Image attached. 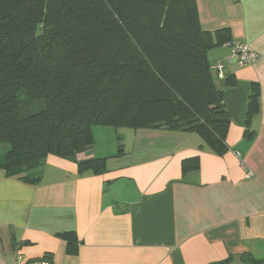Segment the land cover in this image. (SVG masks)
<instances>
[{"label":"crops","instance_id":"0c3cea01","mask_svg":"<svg viewBox=\"0 0 264 264\" xmlns=\"http://www.w3.org/2000/svg\"><path fill=\"white\" fill-rule=\"evenodd\" d=\"M195 2L204 30L230 34L207 53L210 65L226 64L223 79L211 73L230 120L229 150L218 156L193 132L93 127V145L105 143L79 159H105L101 174L79 175L75 163L55 156L45 159L37 185L0 169V264L46 253L53 264H242L244 253L264 256V0ZM235 42L255 51L256 62L239 66ZM192 157L199 168L181 175ZM65 233L75 234V256L66 254ZM20 242L27 244L14 249Z\"/></svg>","mask_w":264,"mask_h":264},{"label":"trees","instance_id":"16d2710c","mask_svg":"<svg viewBox=\"0 0 264 264\" xmlns=\"http://www.w3.org/2000/svg\"><path fill=\"white\" fill-rule=\"evenodd\" d=\"M229 41L227 29L201 27L195 0H0V169L37 185L55 156L101 174L105 159H79L93 127L193 132L224 155L230 120L207 53ZM198 168V157L184 159L181 175ZM60 237L75 256V234Z\"/></svg>","mask_w":264,"mask_h":264},{"label":"built area","instance_id":"2783aa9c","mask_svg":"<svg viewBox=\"0 0 264 264\" xmlns=\"http://www.w3.org/2000/svg\"><path fill=\"white\" fill-rule=\"evenodd\" d=\"M232 57L235 59L239 66H249L256 62L258 55L253 51L247 44L235 42L231 44ZM224 61H217L216 63L210 65V70L216 72L219 79L224 78L223 70L225 68ZM239 156V155H238ZM245 177L249 179L252 176V173L249 169L244 166Z\"/></svg>","mask_w":264,"mask_h":264},{"label":"rangeland","instance_id":"374dc122","mask_svg":"<svg viewBox=\"0 0 264 264\" xmlns=\"http://www.w3.org/2000/svg\"><path fill=\"white\" fill-rule=\"evenodd\" d=\"M105 129H108V131H112V133H114V128H105ZM125 131V130H124ZM126 131H131V130H126ZM120 135H121V132H120ZM111 137V136H110ZM97 145H96V143H95V145H93V147H100V144L99 143H101V142H104L105 143V141H104V139L102 138H100L99 140L97 139ZM126 141H127V137H126ZM118 143V146L119 145H121L122 146V149L124 148V144H122L120 141H117ZM117 144H116V149L115 150H118V147H117ZM7 147L5 146V147H0V154L1 153H3V151L6 149ZM126 148H128V144L126 145ZM253 257V256H252ZM255 260H259V259H261V261H262V264H264V256H260V257H256V256H254L253 257ZM235 264H239V263H235Z\"/></svg>","mask_w":264,"mask_h":264}]
</instances>
